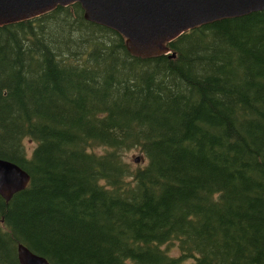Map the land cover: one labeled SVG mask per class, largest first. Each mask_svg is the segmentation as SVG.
Returning <instances> with one entry per match:
<instances>
[{"label":"trees","instance_id":"trees-1","mask_svg":"<svg viewBox=\"0 0 264 264\" xmlns=\"http://www.w3.org/2000/svg\"><path fill=\"white\" fill-rule=\"evenodd\" d=\"M165 45L76 3L0 27V159L29 176L0 264H264V10Z\"/></svg>","mask_w":264,"mask_h":264},{"label":"water","instance_id":"water-1","mask_svg":"<svg viewBox=\"0 0 264 264\" xmlns=\"http://www.w3.org/2000/svg\"><path fill=\"white\" fill-rule=\"evenodd\" d=\"M73 3L80 6L84 20L118 33L125 50L140 58L166 54V43L196 26L264 10V0H0V27ZM28 182L25 171L0 159V198L4 202ZM15 255L18 264H47L20 244Z\"/></svg>","mask_w":264,"mask_h":264},{"label":"rangeland","instance_id":"rangeland-1","mask_svg":"<svg viewBox=\"0 0 264 264\" xmlns=\"http://www.w3.org/2000/svg\"><path fill=\"white\" fill-rule=\"evenodd\" d=\"M25 144H26V146H28V147H32V144L31 143H28V142H25ZM131 158L133 159H135L136 157H135V155L134 154H132V156H131ZM133 159V160H134ZM135 162V161H134ZM135 163H137V162H135ZM175 253V251L174 250H172L171 252H170V254H174Z\"/></svg>","mask_w":264,"mask_h":264}]
</instances>
